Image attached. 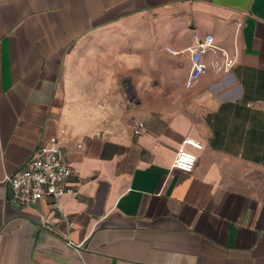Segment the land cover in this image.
I'll return each instance as SVG.
<instances>
[{
    "label": "crops",
    "instance_id": "0c3cea01",
    "mask_svg": "<svg viewBox=\"0 0 264 264\" xmlns=\"http://www.w3.org/2000/svg\"><path fill=\"white\" fill-rule=\"evenodd\" d=\"M195 30L235 63L188 88ZM57 136L63 213L14 204ZM0 264H264V0H0Z\"/></svg>",
    "mask_w": 264,
    "mask_h": 264
},
{
    "label": "built area",
    "instance_id": "2783aa9c",
    "mask_svg": "<svg viewBox=\"0 0 264 264\" xmlns=\"http://www.w3.org/2000/svg\"><path fill=\"white\" fill-rule=\"evenodd\" d=\"M194 44L189 47L192 67L186 79L188 88L194 87L211 68L216 72H229L235 60L216 43L212 33L194 31ZM177 54L179 51L171 50ZM219 52H222L223 61H219ZM214 56L210 65L205 54ZM252 105V103H250ZM145 128L144 122L136 123L134 133L141 135ZM174 160L173 167L183 172H193L198 161L197 151L203 149V143L189 137ZM73 167L65 160L64 148L59 137H52L47 143L40 146L37 152L27 161L26 165L17 173L8 176L11 187V201L22 207H34L43 199H51L56 210L63 213L60 199L69 193H75L74 187L68 180L73 174ZM73 226L74 223H71Z\"/></svg>",
    "mask_w": 264,
    "mask_h": 264
}]
</instances>
